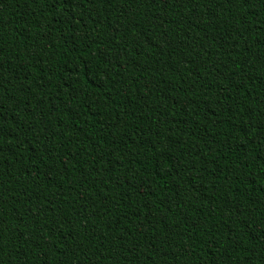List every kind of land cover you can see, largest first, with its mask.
I'll return each mask as SVG.
<instances>
[{
	"label": "trees",
	"instance_id": "1",
	"mask_svg": "<svg viewBox=\"0 0 264 264\" xmlns=\"http://www.w3.org/2000/svg\"><path fill=\"white\" fill-rule=\"evenodd\" d=\"M0 264H264V0H0Z\"/></svg>",
	"mask_w": 264,
	"mask_h": 264
}]
</instances>
